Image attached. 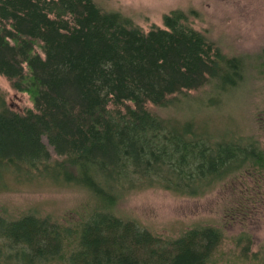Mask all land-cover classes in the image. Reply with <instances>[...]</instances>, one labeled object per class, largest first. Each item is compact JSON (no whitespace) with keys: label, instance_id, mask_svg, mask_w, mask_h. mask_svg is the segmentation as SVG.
Returning <instances> with one entry per match:
<instances>
[{"label":"trees","instance_id":"trees-1","mask_svg":"<svg viewBox=\"0 0 264 264\" xmlns=\"http://www.w3.org/2000/svg\"><path fill=\"white\" fill-rule=\"evenodd\" d=\"M187 22L173 11L164 28L145 33L94 0H0V75L34 103L21 114L0 97V190L8 177L45 179L94 198L74 225L0 215V264L209 262L221 230L163 241L114 211L131 191L202 196L245 166L264 170L257 146L148 108L214 81L225 92L243 79L244 60L227 58Z\"/></svg>","mask_w":264,"mask_h":264},{"label":"rangeland","instance_id":"rangeland-1","mask_svg":"<svg viewBox=\"0 0 264 264\" xmlns=\"http://www.w3.org/2000/svg\"><path fill=\"white\" fill-rule=\"evenodd\" d=\"M105 12H118L145 33L164 28L163 18L184 12L188 24L203 33L227 58L244 60L243 79L221 92L217 81L195 91L173 96L164 107L148 108L157 116L193 121L217 138L233 137L264 150V0H94ZM36 50L41 53L40 49ZM0 97L17 113L34 109L29 93L15 90L0 75ZM47 144V140L44 139ZM52 158L57 159L49 147ZM245 166L202 196H187L161 188L127 193L115 214L137 221L163 241L186 232L212 227L223 241L207 264H263L264 170ZM249 173H254L249 175ZM0 190V215L19 219L26 214L51 217L74 225L85 218L94 202L86 190L58 186L40 179L17 182L6 178Z\"/></svg>","mask_w":264,"mask_h":264},{"label":"flooded vegetation","instance_id":"flooded-vegetation-1","mask_svg":"<svg viewBox=\"0 0 264 264\" xmlns=\"http://www.w3.org/2000/svg\"><path fill=\"white\" fill-rule=\"evenodd\" d=\"M251 169H253V170H258V169H260V168H258V167H254V166H252V168ZM260 170H263V169H260ZM243 171V170H242ZM237 173H240V172H237ZM236 173V174H237ZM252 174H254V173H249V175H252ZM232 175H234L235 176V173H233ZM232 177V176H231Z\"/></svg>","mask_w":264,"mask_h":264}]
</instances>
